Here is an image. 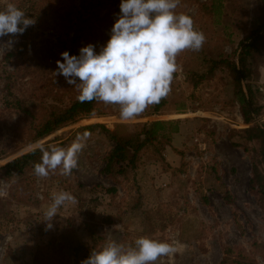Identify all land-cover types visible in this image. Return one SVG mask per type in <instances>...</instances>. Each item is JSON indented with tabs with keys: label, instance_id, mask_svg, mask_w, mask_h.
<instances>
[{
	"label": "rangeland",
	"instance_id": "rangeland-1",
	"mask_svg": "<svg viewBox=\"0 0 264 264\" xmlns=\"http://www.w3.org/2000/svg\"><path fill=\"white\" fill-rule=\"evenodd\" d=\"M9 3L36 24L12 38L11 50L0 52V264H81L109 239L134 245L141 236L179 249L156 264H264V182L262 186L254 177V166L264 175L263 143L247 141L243 134L251 125L264 129V47L250 64L248 82L260 111L252 123L244 120L231 71L223 67L205 75L213 59L235 58L241 40L260 24L261 0H181L176 12L190 15L206 42L198 52L184 50L177 56L167 104L159 113L122 120L119 106L97 103L93 114L41 139L33 138L36 123L53 105L66 107L78 94L53 73L60 54L78 55L89 43L98 52L110 37L120 3L0 0V11ZM63 15L73 20L72 26ZM8 40L0 37V44ZM27 40L30 48L35 45V54L29 49L28 55L7 56ZM9 75L13 94L6 88ZM19 95L31 103V115L15 107ZM170 119L180 122L171 144L161 153L146 148L136 167L116 178L102 171L115 142L101 126L84 128L102 124L114 130L125 124L129 129L139 122ZM85 132L90 135L81 141L78 166L70 176L57 170L40 178L28 168L7 177L1 170L38 146L67 147ZM61 190L70 192L76 203L60 207L47 229L44 212Z\"/></svg>",
	"mask_w": 264,
	"mask_h": 264
},
{
	"label": "clouds",
	"instance_id": "clouds-1",
	"mask_svg": "<svg viewBox=\"0 0 264 264\" xmlns=\"http://www.w3.org/2000/svg\"><path fill=\"white\" fill-rule=\"evenodd\" d=\"M181 0H121L120 12L110 30L106 44L96 51L89 43L78 55L62 52L57 60L55 77L63 76L68 85L79 93L81 103L96 101L119 106L120 118L130 120L149 106L161 102L170 92L176 58L184 50L198 52L206 42L205 34L195 27L193 18L177 13ZM36 24L15 4L9 3L0 11V37H15ZM13 39L0 44V52L11 50ZM90 133L78 135L67 147L38 146L42 155L34 163V174L47 178L50 173L70 176L78 166L81 142ZM66 203L76 198L61 190L52 196L44 212L46 228ZM179 249L173 243L141 236L134 245L109 239L99 250L91 251L81 264H156L161 257L171 258Z\"/></svg>",
	"mask_w": 264,
	"mask_h": 264
},
{
	"label": "trees",
	"instance_id": "trees-1",
	"mask_svg": "<svg viewBox=\"0 0 264 264\" xmlns=\"http://www.w3.org/2000/svg\"><path fill=\"white\" fill-rule=\"evenodd\" d=\"M87 1L91 0H83V3L85 4ZM111 1L112 3L121 2V0ZM261 2L263 13L260 24L241 40L239 47L235 51V58L230 59L222 57L219 59H213L205 72L207 77H211L218 69L223 67H227L231 71L235 83V95L242 106L243 116L246 123L254 122L255 115H260L259 108L256 106V94L254 92L253 84L248 81L252 72L250 64L261 54L264 47V0H261ZM63 16L67 18L66 24L72 26L73 20L69 18L68 15ZM6 37L9 39L13 38L11 36ZM30 42L31 41L27 40L23 43H17L15 50L8 53L7 56L12 57L15 54L28 55L30 53L25 50L29 49H32L33 54H35L36 47L31 43L30 48L28 46L30 45ZM28 67H31V65H28L26 68ZM201 76L203 77L204 74ZM202 77L197 80L200 81ZM243 79L246 81V85L243 84ZM6 88L10 94H13V83L10 75L6 81ZM77 96L71 104L66 107L53 105L50 114L45 119L36 123V133L33 135V138L41 139L68 123L76 121L80 116L90 115L95 112L98 102L92 101L81 103L77 100ZM26 98L27 97L24 95L15 97V107L22 114L31 115L33 107ZM166 104L167 98L165 97L159 104L149 106L144 112L149 114L159 113ZM35 122L36 118L33 113L31 123L35 124ZM96 126H101L107 136L115 142V146L105 157V165L102 169L104 173L114 178L120 175H126L130 169H134L140 159L141 152L146 148L153 147L156 151L161 153V150L165 146L171 144L173 135L180 131V122L176 119L139 122L129 129L125 124H117L114 130L109 129L102 124L88 125L84 128H94ZM243 134L247 141L255 139H260L262 141V151L264 156V129L258 125H251L243 131ZM40 154L41 151L39 148L33 149L28 153H24L11 159L3 165L1 170L4 171V174L7 177L22 173L28 168H33L34 163L40 161ZM2 157L3 150L0 147V159ZM254 172V177L256 178L255 182H258V184L261 182V185L263 186L264 175L260 172L258 166H254ZM107 190L109 192H115L116 188H110ZM75 253H77V250H75Z\"/></svg>",
	"mask_w": 264,
	"mask_h": 264
},
{
	"label": "water",
	"instance_id": "water-1",
	"mask_svg": "<svg viewBox=\"0 0 264 264\" xmlns=\"http://www.w3.org/2000/svg\"><path fill=\"white\" fill-rule=\"evenodd\" d=\"M243 83H244V79H243Z\"/></svg>",
	"mask_w": 264,
	"mask_h": 264
}]
</instances>
